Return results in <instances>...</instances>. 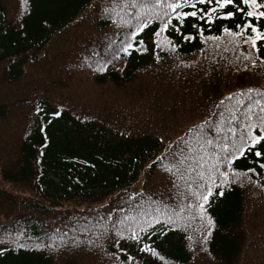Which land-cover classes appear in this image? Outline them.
Returning a JSON list of instances; mask_svg holds the SVG:
<instances>
[{
    "label": "trees",
    "instance_id": "trees-1",
    "mask_svg": "<svg viewBox=\"0 0 264 264\" xmlns=\"http://www.w3.org/2000/svg\"><path fill=\"white\" fill-rule=\"evenodd\" d=\"M175 2L0 0V264H264V18Z\"/></svg>",
    "mask_w": 264,
    "mask_h": 264
},
{
    "label": "snow or ice",
    "instance_id": "snow-or-ice-1",
    "mask_svg": "<svg viewBox=\"0 0 264 264\" xmlns=\"http://www.w3.org/2000/svg\"><path fill=\"white\" fill-rule=\"evenodd\" d=\"M184 3H188V0H183ZM156 4H160L161 0H155ZM199 3H207L212 4L215 3V8H210L206 10H199L200 15L199 19H205L207 18V22L211 23L212 16L209 15V12H215L216 9H226L229 5H234L237 3V0H199ZM239 3L243 4L245 7H236V11H239L242 15H245L250 18H254V20H260L264 18V3H259L258 0H239ZM150 6V5H148ZM167 8L172 9L173 12H175V18L178 21L183 22L185 17L191 16V17H197L198 11L196 9V3H192L191 7L194 9L191 12H177L176 9L180 8L182 4L180 3V0H176L175 3H167L165 5ZM235 14L234 11H225L223 13L226 17H232ZM165 16H169V13H165ZM146 22L139 23L137 26V30L133 32V36H135L142 28L145 26ZM169 27V24L167 22L163 23L161 25V30L167 29ZM195 27V25H193ZM244 29H250V34L244 37L241 32L236 33H229L230 35L240 36L245 43H251L253 47H256L258 41H264V27H257L255 23L252 21L246 22L243 26ZM178 31V29H175ZM227 32L228 29H225ZM160 33H156L155 35L159 36ZM191 37L185 36L184 39H190ZM140 44H143V41H139ZM129 48L134 47V45L129 44ZM124 51H127V48L124 49ZM249 91H252L251 89ZM264 111V109H262ZM55 115H59V113H54ZM254 127L253 125H249V133L247 137V141L242 142L240 146L236 147L235 153H233V158H235V154H243L245 148H250V146L254 147L256 144H258L261 140H264V121H262V130L260 135H253L251 132V128ZM228 145L225 144L224 148L227 149ZM256 157H261L264 155L260 150L255 151ZM224 160L230 165L231 160L228 159V157H225ZM262 168H264V164L261 165ZM223 176L227 177L228 173L224 172L222 173ZM211 190L209 189V192ZM221 195L223 193H220ZM202 199L207 200V196L202 197ZM203 211V209H201ZM211 224V221H209ZM133 239H137V236L135 233L132 236ZM146 251H153L148 248L147 245L144 246Z\"/></svg>",
    "mask_w": 264,
    "mask_h": 264
}]
</instances>
